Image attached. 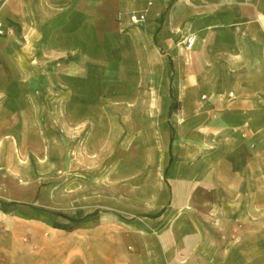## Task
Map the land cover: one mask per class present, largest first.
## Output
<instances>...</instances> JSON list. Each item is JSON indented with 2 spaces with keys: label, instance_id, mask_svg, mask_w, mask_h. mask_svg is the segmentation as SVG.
Listing matches in <instances>:
<instances>
[{
  "label": "rangeland",
  "instance_id": "1",
  "mask_svg": "<svg viewBox=\"0 0 264 264\" xmlns=\"http://www.w3.org/2000/svg\"><path fill=\"white\" fill-rule=\"evenodd\" d=\"M0 11L14 27L0 35V62L6 41L13 55L17 40L31 54L32 41L46 40L49 28L65 34L54 15H26L22 32L17 15ZM133 14L143 20L132 22ZM243 14L241 0H123L110 27L89 30L88 71L97 86L95 94L87 90L90 110L9 117L0 147L15 155L0 160V192L12 197L0 194V236L28 247L45 240L73 264H143L158 257L160 237L174 247L175 222L193 215L211 237L209 212L222 218L236 210L225 187L256 178L264 184V147L230 140L221 114L232 96L209 93L227 81L218 77L225 64L216 62V46L231 39ZM28 65L40 76L48 69ZM216 178L221 188L209 191ZM219 229L236 235L239 224ZM145 242L152 250L140 249ZM117 244L124 250H113ZM244 245L264 250V238L227 241L232 250Z\"/></svg>",
  "mask_w": 264,
  "mask_h": 264
},
{
  "label": "crops",
  "instance_id": "2",
  "mask_svg": "<svg viewBox=\"0 0 264 264\" xmlns=\"http://www.w3.org/2000/svg\"><path fill=\"white\" fill-rule=\"evenodd\" d=\"M122 1L0 0L3 12L7 13L9 9L20 18L22 32L26 28L25 16L29 14L54 15L57 24L62 27L58 29L65 32L55 35L49 28L46 40L32 41L31 47L37 50H32L31 54L25 49L28 46L24 41H16L15 55L9 50L12 46L9 41L1 44L7 54L0 62V142H5L3 137L7 133L5 128L9 117L15 119L11 114L17 110L21 111V117L33 121L38 119L40 109L55 111L59 107L69 112V117H73V112L90 110L85 102L87 90L91 87L95 94L97 86L90 81L96 77L95 72L88 71V63L94 60L89 56L88 32L100 31V24L110 27ZM241 4L245 8L242 22L233 24L231 39L217 44L215 51L216 62L223 59L225 64L223 73L220 72L218 77L227 81L223 88H210L209 93L232 96L227 98L224 113L221 114L225 126L234 132L230 140L255 142L264 147V0H241ZM156 7L155 4L152 6L149 16L153 15ZM3 24L6 33L14 30L13 25ZM153 24L156 26L155 21ZM41 48H47L48 54L40 56ZM34 62L48 64L42 76L38 66L28 65ZM90 108L96 110L95 103ZM5 146L0 147V160L15 155ZM211 174H218L215 166ZM218 187L220 189L221 185L216 178L209 191ZM225 191L231 192L232 205L236 210L222 218H217L216 214L210 217L212 211L209 212L207 227L211 230V237L206 234L203 225L206 222L201 216L178 220L174 228V247H166L164 237H160L158 257H145L143 264H264V250H247L246 245L238 247V250L227 247V241L233 236L244 240L264 238V184L257 178L247 179L229 184ZM0 194L3 197L8 195L4 192ZM222 223L239 224L238 233L221 232ZM180 230L185 232L180 233ZM3 237L0 236V264H73L70 254L57 253L45 240H38L28 247L16 242L13 237ZM97 248L108 250L102 244ZM114 248L124 250L118 244L112 246ZM140 249L152 250V246L145 242ZM117 262L115 264H119Z\"/></svg>",
  "mask_w": 264,
  "mask_h": 264
},
{
  "label": "trees",
  "instance_id": "3",
  "mask_svg": "<svg viewBox=\"0 0 264 264\" xmlns=\"http://www.w3.org/2000/svg\"><path fill=\"white\" fill-rule=\"evenodd\" d=\"M175 103H176V102H174V103L171 105V109H172V106H173ZM98 214H99V211L96 210V211H94L93 213L84 216L83 218L69 219V220H70L71 222H73V223H78V222H81V221H83V220H85V219H87V218L94 217V216H96V215H98ZM55 227L60 228V227H58V226H55ZM61 229H66V228H61ZM67 230H70V229H67Z\"/></svg>",
  "mask_w": 264,
  "mask_h": 264
},
{
  "label": "built area",
  "instance_id": "4",
  "mask_svg": "<svg viewBox=\"0 0 264 264\" xmlns=\"http://www.w3.org/2000/svg\"><path fill=\"white\" fill-rule=\"evenodd\" d=\"M130 19L132 22H138L140 20H143V16H137V15L133 14L130 17ZM4 32H5V27H4L3 22L0 20V35L3 34Z\"/></svg>",
  "mask_w": 264,
  "mask_h": 264
}]
</instances>
